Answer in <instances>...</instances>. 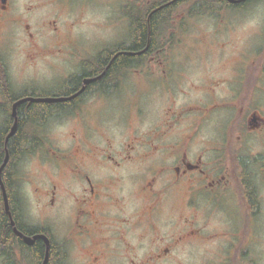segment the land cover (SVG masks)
Here are the masks:
<instances>
[{
    "label": "flooded vegetation",
    "instance_id": "af4514ba",
    "mask_svg": "<svg viewBox=\"0 0 264 264\" xmlns=\"http://www.w3.org/2000/svg\"><path fill=\"white\" fill-rule=\"evenodd\" d=\"M90 10L118 34H76ZM29 159L67 175L36 188L67 203V240L32 222ZM47 247L45 264H264V0H0V264Z\"/></svg>",
    "mask_w": 264,
    "mask_h": 264
},
{
    "label": "rangeland",
    "instance_id": "374dc122",
    "mask_svg": "<svg viewBox=\"0 0 264 264\" xmlns=\"http://www.w3.org/2000/svg\"><path fill=\"white\" fill-rule=\"evenodd\" d=\"M181 11V10H180ZM177 11V15L175 18L186 19L189 21V24L198 23L199 20L202 19V17H188V15L185 12L184 16H181V12ZM102 13L106 15V18L113 19L115 17L112 16V12L110 10H106V12ZM100 12H96L95 10H90L88 15L84 18L82 21L83 24L76 25L74 27V32L76 34L81 35H94V34H106V35H115L118 34L117 29H111V25H107L106 28L103 24L104 19L100 20L99 18ZM111 14V15H110ZM109 19V20H110ZM100 21L99 26L97 27V23ZM199 24V23H198ZM113 30V31H112ZM112 31V32H111ZM180 33H177L175 36V41L180 38L182 41H184V38L182 37ZM81 45H85V43H81ZM99 43H88L86 44V48L89 51L98 50L97 47L99 46ZM183 43H177L172 48L173 51H182L183 49ZM192 66H195V63L193 62ZM114 109V107H112ZM73 124L72 121H63L56 125H53V127L48 128V133L50 134V137H52V142L55 144L56 141H59V145L62 147H68V139L67 136H69V131L71 129V125ZM44 131H46L44 129ZM25 168H23V185L24 188L28 191H30V197L28 198V211L31 214V217L34 219L32 221L34 224H38L40 222L41 225L44 226H50L53 229L54 234H58L59 236H56L59 240H67V235L65 234L64 228L67 225V203L66 208H64L66 211H62V214L60 215L58 213L57 208V202L54 204V206L49 205L48 207L45 206V204L48 202L47 198H43L41 194V200H38L36 196L38 195V190L41 188V190L46 189L48 186L50 187L51 184L54 181L60 180L59 184L62 186L63 184H66L67 175L63 173L61 176L58 175V172L60 169H58L56 165V161H52L50 159H47L46 161H43L42 164L37 159H29L25 163ZM37 188V189H36ZM64 200L67 202L68 198L64 197ZM49 203V202H48ZM57 214V215H56ZM38 218V219H37ZM37 219V220H36ZM65 226V227H64ZM63 228L62 230L60 229ZM68 250V248H67ZM82 258H77L74 261L70 260V255L68 251V255L63 262V264H86Z\"/></svg>",
    "mask_w": 264,
    "mask_h": 264
},
{
    "label": "trees",
    "instance_id": "16d2710c",
    "mask_svg": "<svg viewBox=\"0 0 264 264\" xmlns=\"http://www.w3.org/2000/svg\"><path fill=\"white\" fill-rule=\"evenodd\" d=\"M172 13L174 12V10H170ZM167 14V13H166ZM155 28V26H152V30H151V35H152V39H153V36L155 35V33H156V28ZM143 36H144V32L142 31L141 32V38H139V40H137L136 42H134V44L136 45H138V46H140L142 43H143ZM133 44V45H134ZM131 59V57H123V56H119V57H117L116 59H115V61H114V65H116V64H120V63H123V62H126V61H128V60H130ZM45 109L46 108H48V106L46 105L45 107H44ZM44 109V110H45ZM11 142H12V144H11V147H10V155H12V153L13 154H15V152H16V154H18L17 152L19 151V148H20V146H21V144H20V140H19V135H18V133H16L15 135H14V137L13 138H11ZM14 144V145H13ZM30 145V141L29 140H27V147ZM53 250L54 249H51V251H50V254L52 255V253H53V255H54V257H55V259L57 260L56 262H57V264H61V257H60V253H57V252H53ZM26 253H28L29 254V256L33 259V262H38L39 261V259L42 257V255H43V246L40 244V243H38L37 245H35L34 247H32V249H30L29 247H28V249L26 250ZM54 257H52L53 259H54ZM53 262H54V260H53ZM53 262H52V264H53ZM47 264H49V262L47 263ZM51 264V263H50Z\"/></svg>",
    "mask_w": 264,
    "mask_h": 264
},
{
    "label": "water",
    "instance_id": "95a60500",
    "mask_svg": "<svg viewBox=\"0 0 264 264\" xmlns=\"http://www.w3.org/2000/svg\"><path fill=\"white\" fill-rule=\"evenodd\" d=\"M43 100H46V101H54V100H60V98H57V99H43ZM5 209L6 211L8 210V204L6 202V199H5ZM21 235V234H20ZM22 236V235H21ZM38 237V236H37ZM24 240L26 243L30 244L32 243L33 241V238H29V237H24ZM46 245L48 246V242L46 241ZM47 258H48V247L46 248V252H45V256H44V260H43V264L46 263L47 261Z\"/></svg>",
    "mask_w": 264,
    "mask_h": 264
}]
</instances>
